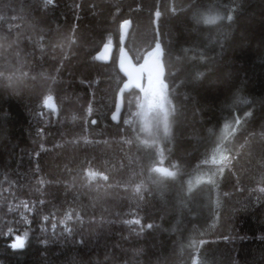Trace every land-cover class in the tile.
<instances>
[{
	"label": "trees",
	"instance_id": "obj_1",
	"mask_svg": "<svg viewBox=\"0 0 264 264\" xmlns=\"http://www.w3.org/2000/svg\"><path fill=\"white\" fill-rule=\"evenodd\" d=\"M194 10L225 19L197 23ZM0 16V264H264V0H0ZM124 19L135 62L158 36L176 82L173 138L160 147L165 167L169 153L182 167L163 185L148 179L137 92L111 121ZM109 39L113 61L100 65ZM134 218L154 228L124 223Z\"/></svg>",
	"mask_w": 264,
	"mask_h": 264
},
{
	"label": "snow or ice",
	"instance_id": "obj_2",
	"mask_svg": "<svg viewBox=\"0 0 264 264\" xmlns=\"http://www.w3.org/2000/svg\"><path fill=\"white\" fill-rule=\"evenodd\" d=\"M47 4H51L52 0H46ZM174 12L175 9H172ZM153 16L156 17L157 20L161 17V11L159 8V5L156 6V10L153 12ZM5 19V17L0 16V20ZM13 19H15L13 17ZM193 19L199 22H203L205 24H215L217 21H222L225 19V16L222 15L219 11H215L213 13H207V12H200L195 11L193 13ZM226 19L228 21H233V16L231 14H228ZM130 21L127 19H124L120 25H119V31H120V39H121V45H123L124 37H125V29L129 26ZM155 39L154 47H151V50L146 53L143 57V64L151 65L154 68V74L149 78L147 74L142 75L141 77V87L135 88L137 90V97L138 102L136 104V111L132 113L134 117H136L140 122V131L144 133V138L140 139L138 136L137 139L139 140L140 145H143L144 149H147V165L146 170L148 173V179L151 180L154 184H160L163 185L168 178H174L177 174V172L180 170L182 165L179 163V158L172 159L171 153H169V164L168 167H165V151L167 148V145H165V148H161L160 145L165 140L168 141V143H171L172 136H171V126L172 121L169 119L170 116V106H172L173 102L170 99L171 92L170 87L175 86V80H173L172 85H170L167 82L166 78V65L164 61V57L166 54V48L162 47V41L158 38V36ZM241 41H243V34L241 35ZM111 40L109 39L108 42L104 43L103 50L107 51L110 47ZM121 52H123L125 55H127L124 52L123 46H121L120 50V59L118 63L119 72L123 74V83L122 86L120 85V81L118 80L117 87L118 91L114 95V104L115 109L111 115V119L113 121L118 120L117 113L120 110L121 107V94L124 92L125 89L132 88L129 83V76L125 74L123 70V60L121 56ZM93 60H103L105 59L104 56L100 54L99 51H97L96 55L92 57ZM139 64L138 66H140ZM137 66V65H136ZM59 71V69H57ZM204 76V73L198 72L196 74V77L191 82L192 87H198L201 83V77ZM53 79H55L53 77ZM149 80V88H144V80ZM183 86V85H182ZM53 96L45 94L43 96V106L46 108H50L53 112L56 111V105L52 103ZM91 111V109H89ZM172 112L178 111L174 106L171 108ZM245 117H252L253 120L255 119L253 114L250 112L244 113ZM72 119H75V116L72 117ZM233 122L235 125L243 127L244 125L248 124L249 121L245 120L244 125L241 124V118L239 116L233 117ZM125 124H128L129 121L126 119L124 121ZM91 124L95 125L97 124L96 120H91ZM261 125V131L264 133V117H261L260 120ZM238 129L233 128V132L237 131ZM224 142V137L221 136L216 140L212 141V146L214 150H219L221 144ZM225 147L227 145H224ZM206 162V161H205ZM176 169V172L169 171L168 169ZM194 171L199 170V163L196 165V168L193 169ZM218 172H222L223 169L220 168L217 170ZM155 174V175H154ZM95 173H89L88 178L92 179L93 176H95ZM101 179L107 180L108 177L101 174ZM143 181H141V184H137L134 191L139 192L141 189ZM260 191L264 192V188L260 189ZM45 220H48L49 217L45 216ZM55 217H53V220ZM72 219V215L70 212H65L64 218L59 221L61 225L65 223L66 220ZM76 219L80 220V214H76ZM124 223L126 225L133 224V225H141V220L139 218H134L132 220H125ZM53 228L56 227V224L53 223ZM154 225L152 223H147L141 225L140 231H144L145 229H153ZM11 231V230H10ZM65 232H68L69 229L67 227L64 228ZM12 249H21L24 247V238L23 237H14V241L9 245ZM192 264H196L195 258L193 257Z\"/></svg>",
	"mask_w": 264,
	"mask_h": 264
},
{
	"label": "water",
	"instance_id": "obj_3",
	"mask_svg": "<svg viewBox=\"0 0 264 264\" xmlns=\"http://www.w3.org/2000/svg\"><path fill=\"white\" fill-rule=\"evenodd\" d=\"M130 28L131 27L129 25L125 29V37H124L125 40H124V43L122 45L123 48H124V52L127 55H125L123 52H121V56H122V60H123V70H124L125 74L129 76V83H130V86L132 88L125 89L124 92L121 94V107H120L119 112L117 113L118 120L117 121H113L111 119L112 123L115 124V125L121 123V121L123 119V114H124V111H125V93H131L133 91L137 92V90L135 88H140L141 87V77H142V75L145 74V71H144L143 67L142 66H138V64L135 62L134 58L132 57V55L130 54L128 49L126 48V42H127L128 36L130 34ZM120 50H121V48L119 49V51L117 53V60H116V67H117L118 71H119L118 63H119V59H120ZM99 52H100V54L102 56L105 57V59L96 60L97 63L100 64V65L107 66V65H110L112 63L114 54L116 52V48L111 43L110 47H109V49L107 51L103 50V46H102L100 48ZM120 75L123 77L122 73H120ZM143 87H145V80H144ZM52 103H54L56 105L55 99H53ZM46 109L51 111L52 113H54V115H56V116L58 115V107H57V105H56V111L55 112H53L50 108H46ZM114 111H116L115 108H114ZM93 177L98 178V175H95Z\"/></svg>",
	"mask_w": 264,
	"mask_h": 264
},
{
	"label": "rangeland",
	"instance_id": "obj_4",
	"mask_svg": "<svg viewBox=\"0 0 264 264\" xmlns=\"http://www.w3.org/2000/svg\"><path fill=\"white\" fill-rule=\"evenodd\" d=\"M145 71V74H147L149 76V78L154 74V68L151 66V65H146V64H143L141 65ZM144 88H149V80H146L145 79V87ZM137 122L139 124V129H140V122L139 120L137 119ZM217 159H220L221 158V154H219L217 157ZM97 178L93 177L92 180H95Z\"/></svg>",
	"mask_w": 264,
	"mask_h": 264
}]
</instances>
